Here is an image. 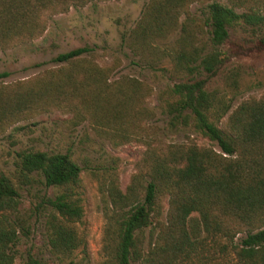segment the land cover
<instances>
[{
  "label": "trees",
  "instance_id": "16d2710c",
  "mask_svg": "<svg viewBox=\"0 0 264 264\" xmlns=\"http://www.w3.org/2000/svg\"><path fill=\"white\" fill-rule=\"evenodd\" d=\"M108 1L119 0H0V52L40 37L54 15ZM196 3L204 4L201 16L189 10ZM234 29L264 44V0H147L121 37L139 61L172 64L178 80L156 93V107L164 129L183 134L180 142L161 140L159 127L149 123L152 87L125 76L111 80L116 65L99 66L92 47L59 53L56 67L27 79L4 83L8 73H0V135L58 112L69 116L70 127L86 123L114 146L131 140L144 146L124 191L116 168L104 169L106 230L114 234L108 264H264V94L241 101L221 128L231 99L207 89L227 59L222 46ZM229 76L235 88L237 74ZM82 163L69 150L23 149L10 173L0 171V264L17 258L48 264L28 248L19 251L39 217L55 259L84 249L74 225L83 214L80 174L90 170L88 159ZM37 185L51 195L23 210L21 192Z\"/></svg>",
  "mask_w": 264,
  "mask_h": 264
},
{
  "label": "rangeland",
  "instance_id": "374dc122",
  "mask_svg": "<svg viewBox=\"0 0 264 264\" xmlns=\"http://www.w3.org/2000/svg\"><path fill=\"white\" fill-rule=\"evenodd\" d=\"M146 1L95 2L81 8H70L67 12L50 17L46 30L40 37L0 52V73H8L1 80L12 83L30 78L56 67L57 63L53 59L59 53L82 46L92 47L95 51L94 61L99 66L116 65L111 80L125 76L152 87V95L147 97L145 103L154 113L149 123L159 127L161 140L183 141L185 138L182 133L171 134L164 129L165 118L156 107V93L178 80L172 71V64L167 59L153 65L145 64L122 44V35L135 26ZM211 1L213 0H208ZM203 9L204 4L198 3L189 7L191 13L199 16ZM222 49L227 59L219 72L209 80L207 89L231 99L230 110L218 124L225 128L228 113L241 101L258 99L264 94V44L257 37L234 29L230 31ZM232 73L237 74L234 78L235 88L229 86L231 79L228 76ZM68 118V115L58 112L42 114L31 120L18 122L6 130L0 135V171L10 173L15 154L23 149L69 150L80 166L84 159H88L90 170H82L76 189L83 214L74 224L84 239V249L75 250L70 258L62 261L55 259L47 250L44 228L39 217L31 226L29 239L20 243L19 251L23 254L28 248L48 264H67L70 260L77 264H108L113 251L114 234L106 230L107 214L110 211L104 188V169L116 168L119 188L124 191L145 148L134 140L114 146L107 138H99L86 123L76 128L70 127L66 121ZM43 193L51 195V190H44L41 185H37L29 189V192L22 191L20 207L23 210L33 207L38 196ZM165 210L166 206L164 213ZM141 238L145 248L149 241V229L142 231ZM21 263V258H17L16 264Z\"/></svg>",
  "mask_w": 264,
  "mask_h": 264
}]
</instances>
